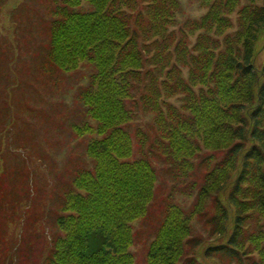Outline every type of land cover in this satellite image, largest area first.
I'll return each mask as SVG.
<instances>
[{
	"label": "trees",
	"instance_id": "obj_1",
	"mask_svg": "<svg viewBox=\"0 0 264 264\" xmlns=\"http://www.w3.org/2000/svg\"><path fill=\"white\" fill-rule=\"evenodd\" d=\"M196 1L205 15L178 26L179 0H49L47 57L64 73L95 67L81 100L97 127L79 132L99 138L45 264H136L134 225L158 183L149 153L176 180L200 157L205 171L190 211L165 207L148 264H264V0ZM140 92L158 153L131 133Z\"/></svg>",
	"mask_w": 264,
	"mask_h": 264
},
{
	"label": "rangeland",
	"instance_id": "obj_2",
	"mask_svg": "<svg viewBox=\"0 0 264 264\" xmlns=\"http://www.w3.org/2000/svg\"><path fill=\"white\" fill-rule=\"evenodd\" d=\"M179 3L178 26L206 13L196 0ZM51 8L49 0H0V264H43L52 238L60 234L55 221L65 195L79 173L94 168L87 149L99 137L79 131L97 127L80 96L96 69L86 64L64 73L50 65ZM139 94L129 104L135 113L131 133L144 132L158 153L155 116L145 111ZM149 160L158 183L148 216L134 225L136 264H148L168 204L193 208L198 190L190 187L201 184L205 171L200 157L190 178L176 180L159 155L149 153ZM195 228L198 235L207 234L200 221Z\"/></svg>",
	"mask_w": 264,
	"mask_h": 264
}]
</instances>
